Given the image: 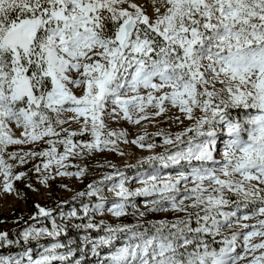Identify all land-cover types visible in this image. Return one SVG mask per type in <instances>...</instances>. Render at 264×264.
<instances>
[{"label":"snow or ice","instance_id":"snow-or-ice-1","mask_svg":"<svg viewBox=\"0 0 264 264\" xmlns=\"http://www.w3.org/2000/svg\"><path fill=\"white\" fill-rule=\"evenodd\" d=\"M150 6L0 0V196L96 177L0 231V264H264V0Z\"/></svg>","mask_w":264,"mask_h":264},{"label":"rangeland","instance_id":"rangeland-1","mask_svg":"<svg viewBox=\"0 0 264 264\" xmlns=\"http://www.w3.org/2000/svg\"><path fill=\"white\" fill-rule=\"evenodd\" d=\"M141 2L146 3L148 5V10L151 12V6H150V0H141ZM143 123V122H142ZM110 127L112 128H123L127 131H129L132 134H136L140 129L139 126H136L135 128L131 125H128L126 121H119V122H110L109 124ZM157 129L151 125L148 126L147 131L152 132L156 131ZM175 130V129H173ZM161 149H156V151H160ZM126 151L130 154L126 157H118L114 154L111 155H97L94 157L92 163H102L105 159L110 160L111 162L115 163L117 166L122 167L127 161L128 163H134L137 158H139L141 155H146L148 154L147 152H140L134 147H129L126 149ZM75 163V161H73ZM111 169H101L100 171H110ZM131 174V173H129ZM96 178V177H88L87 179L84 180V183H80L77 180L74 179H68V178H63L61 181V178H57L55 182H52V198L48 197V194L43 191L42 186L41 187V195H36L33 194L32 192L28 191V200L25 203L23 198H16L14 196H0V231H10L14 224L12 222H4V219H12L13 214L15 212H18L19 214H23L25 216L24 219H27L28 216L31 214L32 211V203L39 202L42 205H49L53 206L56 199H68L73 193L61 190L57 187V184L60 182L68 184L70 187L80 190L83 189L85 184L89 182L90 179ZM135 187L136 185H132ZM16 187L17 188H22V185L19 182H16ZM24 191H27L26 189ZM65 210H67V205H65ZM142 207V205H141ZM160 218H165L162 214H158L155 216L150 215L148 219H160ZM167 218L171 219L172 216L171 214H168ZM253 221H249V223H252ZM39 226V225H37ZM103 254V253H102ZM78 255V254H77Z\"/></svg>","mask_w":264,"mask_h":264},{"label":"trees","instance_id":"trees-1","mask_svg":"<svg viewBox=\"0 0 264 264\" xmlns=\"http://www.w3.org/2000/svg\"><path fill=\"white\" fill-rule=\"evenodd\" d=\"M157 139H159V138H157ZM66 208V207H65ZM19 216H23L24 218H25V216L23 215V214H19L18 212H15L14 214H13V217H12V219H4V222L6 223V222H12L13 220H15L17 217H19ZM24 220H28V218L27 219H24ZM127 222H129V223H131V222H133L132 221V219L131 218H129L128 219V221ZM29 223H32L31 221H29ZM17 227V225H15L14 224V226L12 227V229H14V228H16ZM11 229V230H12ZM10 230V231H11ZM9 231V232H10Z\"/></svg>","mask_w":264,"mask_h":264}]
</instances>
